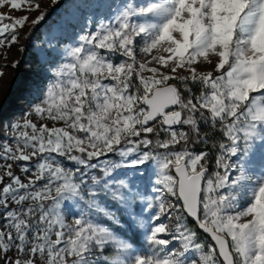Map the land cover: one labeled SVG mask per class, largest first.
Segmentation results:
<instances>
[{
  "label": "snow or ice",
  "instance_id": "1",
  "mask_svg": "<svg viewBox=\"0 0 264 264\" xmlns=\"http://www.w3.org/2000/svg\"><path fill=\"white\" fill-rule=\"evenodd\" d=\"M71 3L0 115V264H264V0ZM5 5L0 48L49 14Z\"/></svg>",
  "mask_w": 264,
  "mask_h": 264
},
{
  "label": "rangeland",
  "instance_id": "2",
  "mask_svg": "<svg viewBox=\"0 0 264 264\" xmlns=\"http://www.w3.org/2000/svg\"><path fill=\"white\" fill-rule=\"evenodd\" d=\"M43 8L49 9L52 5L51 0H39ZM72 3L69 2L65 7L54 11L51 20L45 28L38 30L31 39L26 50V57L20 61L18 68L21 72V80L17 84L16 90L9 98V105L7 108L0 111V115L11 117L19 115L27 109L30 102H32L36 91L43 86L45 81V70L42 64L44 47H45V33L48 26L62 15L66 8H71ZM0 12L8 13L13 17L28 15L29 20L34 19L38 12H23L10 11L7 5L0 7ZM29 27L26 26L20 29V41L18 44L12 45L10 48H0V68L3 70V76H0V103L5 99L8 89L10 88L17 72L16 68L11 67L14 61H19L22 58L20 51L21 45H24L25 35ZM7 65V67H3ZM194 223V222H193ZM202 238L204 237L201 234ZM210 241V240H209Z\"/></svg>",
  "mask_w": 264,
  "mask_h": 264
},
{
  "label": "trees",
  "instance_id": "3",
  "mask_svg": "<svg viewBox=\"0 0 264 264\" xmlns=\"http://www.w3.org/2000/svg\"><path fill=\"white\" fill-rule=\"evenodd\" d=\"M69 2H71V0H61V2L58 5H56V6H52L51 5L49 7V9H48L49 14L46 17V20L44 22H42L41 24L36 25L35 28L32 30L31 35L27 39H25V42H24V45H23L24 51L22 52V58L19 60V63H20L21 60L24 59V57H26V54L25 53H26V50L28 48L29 43L31 42L32 36L38 30H40L41 28H45L48 25V23L51 20L52 15L54 14V11L55 10L65 7ZM28 32H29V29H28ZM16 69H17V72H16V75H15V79L13 80L10 88L8 89L7 94L5 96V99L0 103V111L8 107V105H9V98L12 95V93L16 90L17 84H18V82L22 78L21 77V72H20L18 66L16 67ZM189 224L192 227H195V224L192 221H190V220H189ZM202 235L204 236L205 234H202Z\"/></svg>",
  "mask_w": 264,
  "mask_h": 264
},
{
  "label": "water",
  "instance_id": "4",
  "mask_svg": "<svg viewBox=\"0 0 264 264\" xmlns=\"http://www.w3.org/2000/svg\"><path fill=\"white\" fill-rule=\"evenodd\" d=\"M191 221V220H190ZM193 222V221H192ZM209 240H210V238H209Z\"/></svg>",
  "mask_w": 264,
  "mask_h": 264
}]
</instances>
